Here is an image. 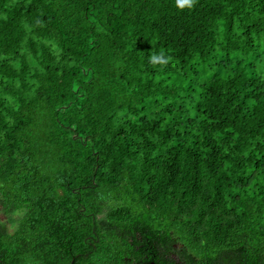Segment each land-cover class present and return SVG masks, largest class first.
Returning <instances> with one entry per match:
<instances>
[{
  "label": "trees",
  "instance_id": "16d2710c",
  "mask_svg": "<svg viewBox=\"0 0 264 264\" xmlns=\"http://www.w3.org/2000/svg\"><path fill=\"white\" fill-rule=\"evenodd\" d=\"M0 205V264H264V0H0Z\"/></svg>",
  "mask_w": 264,
  "mask_h": 264
},
{
  "label": "clouds",
  "instance_id": "9594fccd",
  "mask_svg": "<svg viewBox=\"0 0 264 264\" xmlns=\"http://www.w3.org/2000/svg\"><path fill=\"white\" fill-rule=\"evenodd\" d=\"M194 3V0H176L177 7L182 11L185 8L190 9L192 7V4ZM159 62L161 65L166 64V59L163 58L162 54L160 56H154L153 62Z\"/></svg>",
  "mask_w": 264,
  "mask_h": 264
},
{
  "label": "flooded vegetation",
  "instance_id": "af4514ba",
  "mask_svg": "<svg viewBox=\"0 0 264 264\" xmlns=\"http://www.w3.org/2000/svg\"><path fill=\"white\" fill-rule=\"evenodd\" d=\"M7 216L4 214L2 206L0 205V223H6Z\"/></svg>",
  "mask_w": 264,
  "mask_h": 264
},
{
  "label": "water",
  "instance_id": "95a60500",
  "mask_svg": "<svg viewBox=\"0 0 264 264\" xmlns=\"http://www.w3.org/2000/svg\"><path fill=\"white\" fill-rule=\"evenodd\" d=\"M147 264H155V263H153V262H150V263H147Z\"/></svg>",
  "mask_w": 264,
  "mask_h": 264
}]
</instances>
